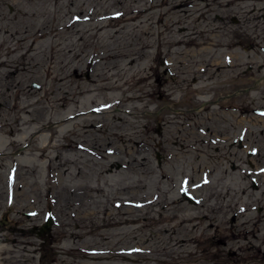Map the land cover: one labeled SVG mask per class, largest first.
Returning <instances> with one entry per match:
<instances>
[{
  "label": "rangeland",
  "instance_id": "rangeland-1",
  "mask_svg": "<svg viewBox=\"0 0 264 264\" xmlns=\"http://www.w3.org/2000/svg\"><path fill=\"white\" fill-rule=\"evenodd\" d=\"M263 10L0 0V264H264V117L241 149L197 108Z\"/></svg>",
  "mask_w": 264,
  "mask_h": 264
},
{
  "label": "flooded vegetation",
  "instance_id": "flooded-vegetation-1",
  "mask_svg": "<svg viewBox=\"0 0 264 264\" xmlns=\"http://www.w3.org/2000/svg\"><path fill=\"white\" fill-rule=\"evenodd\" d=\"M255 11H257L255 9ZM264 11V10H263ZM262 16L261 23H257L260 19L256 21L255 27H260L264 29V12H259L257 14ZM259 17V16H258ZM237 22H242V17L236 16ZM264 32V30H263ZM247 36L245 34L240 35L246 42L243 43L242 54H239L244 58V61H238L236 66H229L234 71L230 72L229 75L222 77L217 80V83L213 86H209L207 88V92L211 93L212 98H208L207 100H203L200 102L198 109L205 110L208 105H212L217 107L215 112L213 111L214 121L217 124L223 125L226 128L230 129L231 125H241L238 133H223L222 129L219 128L217 132H215V142L223 143L225 140H229V145H236L239 148H245V144L247 140H250V135L247 133L250 127L251 113L254 112L256 115L264 117V38L259 35V33L253 32ZM256 37V40H250V38ZM262 54L263 56H261ZM230 56V55H229ZM235 56V55H234ZM236 57V56H235ZM259 57L262 58V61L255 65L250 64L249 66H243V64L250 60H259ZM237 59L239 57H236ZM240 58V59H243ZM248 59V60H246ZM218 62L220 60H217ZM217 61H214L216 63ZM219 66L222 65H217ZM229 67L226 68V71L229 70ZM228 69V70H227ZM252 80V84L251 83ZM218 88V89H216ZM250 90L254 91L256 97L250 95ZM238 99L236 102L234 99ZM258 104V106H254ZM242 123V124H241ZM232 130V129H231ZM208 132V129L205 130ZM248 149H246L247 151ZM157 159L160 161L159 156L157 155ZM258 251L262 253L261 259L264 261V250L258 248Z\"/></svg>",
  "mask_w": 264,
  "mask_h": 264
},
{
  "label": "bare ground",
  "instance_id": "bare-ground-1",
  "mask_svg": "<svg viewBox=\"0 0 264 264\" xmlns=\"http://www.w3.org/2000/svg\"><path fill=\"white\" fill-rule=\"evenodd\" d=\"M198 48L199 49H202V50H204L205 48H206V46H204L203 44H198ZM200 52H195V53H193V56H195V55H197V54H199ZM217 65H219V62L217 61L216 63H214V66H217ZM199 69H202L201 67L199 68Z\"/></svg>",
  "mask_w": 264,
  "mask_h": 264
},
{
  "label": "water",
  "instance_id": "water-1",
  "mask_svg": "<svg viewBox=\"0 0 264 264\" xmlns=\"http://www.w3.org/2000/svg\"><path fill=\"white\" fill-rule=\"evenodd\" d=\"M253 187H255V182L253 183ZM234 218V217H233ZM49 223V222H48Z\"/></svg>",
  "mask_w": 264,
  "mask_h": 264
}]
</instances>
